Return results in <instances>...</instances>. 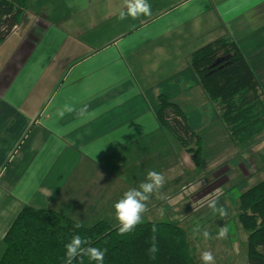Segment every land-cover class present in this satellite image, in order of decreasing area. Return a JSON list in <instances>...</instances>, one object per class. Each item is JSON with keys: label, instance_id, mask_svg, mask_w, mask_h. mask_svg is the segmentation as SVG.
I'll return each instance as SVG.
<instances>
[{"label": "crops", "instance_id": "0c3cea01", "mask_svg": "<svg viewBox=\"0 0 264 264\" xmlns=\"http://www.w3.org/2000/svg\"><path fill=\"white\" fill-rule=\"evenodd\" d=\"M179 3L184 9L169 16L149 40L154 43L186 24L206 26L205 11L211 9V24L223 23L226 36L236 41L254 72L264 74V0ZM36 8L22 14L25 28L19 22L0 43V244L25 205L50 207L73 220L76 211L83 215L105 210L114 215V203L127 191L121 189L125 180L142 182L155 169L172 171L174 176L192 164L175 134L156 119L158 94L171 99V92L166 87L162 91L146 71L150 65L137 59L138 44H117L108 53L109 45L95 52L82 50L76 33L38 14ZM172 36L167 38L171 42L182 40ZM164 47L155 45L149 55L161 54ZM139 73L145 77L146 90ZM257 79L262 87L263 81ZM172 87L192 99L187 82L180 79ZM193 102L198 112L185 119L202 138L199 130L211 121L210 110L204 109L203 101ZM65 105L73 110L67 111ZM143 156L148 162L136 169ZM192 181L184 180L174 190L160 189L153 197L174 200Z\"/></svg>", "mask_w": 264, "mask_h": 264}, {"label": "rangeland", "instance_id": "374dc122", "mask_svg": "<svg viewBox=\"0 0 264 264\" xmlns=\"http://www.w3.org/2000/svg\"><path fill=\"white\" fill-rule=\"evenodd\" d=\"M179 2L180 0H148L151 5V15L141 14L136 18L127 15L125 0H30L28 3L29 5L32 3L31 7H37L38 14L64 23L59 26L76 33L80 41L77 44L83 47L82 50L95 52L109 45L106 47L108 53L117 44L118 46L126 42L138 44L137 59L150 66L153 64V69L148 66L146 71L154 77V83L164 89L162 91L167 88L169 93L171 92V99L181 104L185 111V118L192 119L198 112L193 101L204 102V109L210 110L211 118L208 120L211 121L205 122V125L207 123L208 125L199 130L203 134L202 142L204 143L201 165L195 166L189 152L193 165L187 166L185 170L180 169L174 176L172 171L157 169V172L165 176L166 182L162 188L165 192L180 187L184 180L194 182L187 184L181 190V195L174 200L165 201L158 196H152L147 204L148 211L143 214V221L177 222L187 231L188 240L196 248L197 264H203L201 253L206 250L213 253L214 264H246L245 236L247 232L239 226L235 213H237L238 194L264 179V130L243 143L237 144L230 141L219 117L220 109L203 93L197 77L190 69L188 56L193 51L218 37L227 35L223 23L211 24V9L205 11L208 17L206 26L196 25L195 27V25L186 24L169 31L154 43L148 39V36L155 31L160 32L169 16H174L184 9V5H180ZM172 5L173 7L169 8ZM31 7L24 13L26 14ZM170 9L171 13H168ZM121 11L126 15L123 20L119 19ZM25 22L24 17L19 23L21 29L25 28ZM127 32L129 33L126 36H122ZM168 36H180L182 40L171 42L167 39ZM119 37H121L119 41L111 43ZM160 44L166 46L162 51H158L161 54L149 55V49ZM156 61L159 62L156 63ZM259 72L255 70L257 76L263 81L262 90H264V74ZM139 76V83H143V89L146 90L149 87L145 83V77L141 73ZM180 79L187 82V93L192 94V99L188 98L184 91L180 93L174 91V87L170 88ZM168 138L169 141L173 140L170 135ZM167 150L170 149L167 148ZM170 152L173 158L177 157L174 151ZM167 157L171 158L169 155ZM143 162H148V156H143L139 162L135 163L136 169ZM129 180L121 184V189L128 190L141 183V181H132L131 178ZM212 199L217 201V208H222L226 215L220 216L218 211H213L209 207V201ZM97 213L93 209L83 215L76 211L71 216L87 226L100 219L108 221L112 226L119 224L115 212L114 215L105 210ZM225 225L229 227L228 236L223 239L217 238L219 229ZM197 226H199V232L194 234L193 230ZM204 231L209 232V238H204ZM1 246L2 243L0 253Z\"/></svg>", "mask_w": 264, "mask_h": 264}, {"label": "trees", "instance_id": "16d2710c", "mask_svg": "<svg viewBox=\"0 0 264 264\" xmlns=\"http://www.w3.org/2000/svg\"><path fill=\"white\" fill-rule=\"evenodd\" d=\"M28 2L0 0V43L20 22ZM235 42L227 36L217 38L193 51L188 62L203 93L220 109L230 141L239 144L264 130V90ZM157 98L156 119L190 152L195 166L201 165L202 138L191 130L184 110L168 95ZM235 214L247 232L246 264H264V179L238 194ZM118 228L104 219L87 226L50 207L25 205L3 234L0 264H64L65 245L76 234L89 241L85 246L106 250L103 264H197L195 246L175 221L145 220L124 236ZM153 235L159 247L154 259L148 253ZM72 264L97 262L83 256Z\"/></svg>", "mask_w": 264, "mask_h": 264}, {"label": "clouds", "instance_id": "9594fccd", "mask_svg": "<svg viewBox=\"0 0 264 264\" xmlns=\"http://www.w3.org/2000/svg\"><path fill=\"white\" fill-rule=\"evenodd\" d=\"M127 5V15L136 18L138 15H151V5L148 0H125ZM126 15L121 11L119 19L123 20ZM67 111L73 109L69 105H65ZM62 114V113H61ZM85 110H81L80 115L83 116ZM165 176L161 172L155 170H149L146 178L137 187L129 188L123 193V196L117 200L113 207L115 209L116 219L119 221L118 232L121 236L132 233L136 226L143 223V214L148 211L147 204L152 198L153 194H158L160 189L165 184ZM209 207L213 211H218L220 216L226 215V212L222 208H217V201L212 199L209 201ZM76 227H80L79 224ZM194 234L199 232V226L194 230ZM152 232L156 233L157 228L153 225ZM229 227L227 225L222 226L217 234V238L223 239L228 236ZM209 232L204 231V238H209ZM89 245V241L86 238H82L79 234L73 235L71 240L65 245V260L64 264H72L73 260L77 257L87 256L90 261H96L97 264H103L105 258V249H101ZM159 251L156 236L151 237V244L148 248V253L155 258V254ZM214 256L211 251H203L201 253V260L203 264H214Z\"/></svg>", "mask_w": 264, "mask_h": 264}]
</instances>
